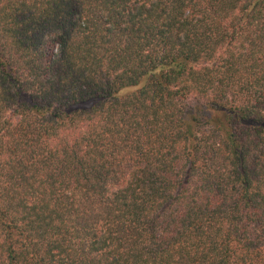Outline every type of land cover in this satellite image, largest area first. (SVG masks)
<instances>
[{"label": "trees", "instance_id": "1", "mask_svg": "<svg viewBox=\"0 0 264 264\" xmlns=\"http://www.w3.org/2000/svg\"><path fill=\"white\" fill-rule=\"evenodd\" d=\"M0 264H264V0H0Z\"/></svg>", "mask_w": 264, "mask_h": 264}, {"label": "rangeland", "instance_id": "2", "mask_svg": "<svg viewBox=\"0 0 264 264\" xmlns=\"http://www.w3.org/2000/svg\"><path fill=\"white\" fill-rule=\"evenodd\" d=\"M197 102H198V101H196V102L194 101V102H192V103H197Z\"/></svg>", "mask_w": 264, "mask_h": 264}]
</instances>
